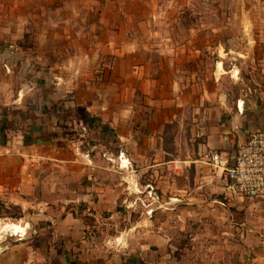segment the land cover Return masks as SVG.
<instances>
[{
    "label": "crops",
    "instance_id": "crops-1",
    "mask_svg": "<svg viewBox=\"0 0 264 264\" xmlns=\"http://www.w3.org/2000/svg\"><path fill=\"white\" fill-rule=\"evenodd\" d=\"M155 8L152 2L140 0H0V43L18 38L29 42L30 34L22 30L31 22L40 27L34 39L50 44L42 49L43 57L74 60L73 76L91 68L86 77H75L70 87L67 81L55 85L75 91L69 98L86 115L79 117V125L104 126L106 133L115 135L121 160L131 159L139 163L138 170L156 172L160 191L151 201L160 199L167 205L155 209L142 201L147 206L145 217H156L163 209L177 213L179 202H185L188 214L195 215L196 203L200 211L209 205L214 207L211 214H219L227 208L221 196L227 197L224 174L205 154L218 151L231 159L252 131L264 129V34L245 37L256 49L236 52L239 58L256 62L248 72L258 76L246 80L254 91L250 102L223 84L229 77L237 87L243 78L237 64L224 66L227 51L221 41L211 51V35L176 33L177 18L156 19ZM189 21L195 26L193 19ZM158 24L169 28L161 33ZM16 53L13 45H0V210L16 207L19 215L7 218L27 221L34 234L12 240L0 251V264H52L59 252L63 259L69 255L80 264L93 257V248L80 247L88 234L78 206L85 205L83 214L97 221L106 217L117 226V219L131 215L128 209L135 201L130 192L120 196L128 189H119L122 182L100 178L97 170L104 167L82 151L76 140L56 131L59 126L41 125L23 111L27 91L7 79L14 73L12 55ZM114 160L106 167L114 176L129 171L126 163ZM181 168L190 170L184 178ZM62 193L67 195L59 197ZM52 195L63 203L58 217L47 210ZM252 204L263 208L264 200ZM255 210L246 235L251 244H264L253 234L264 221V214ZM12 225L23 233L24 228L8 226ZM155 240L156 236L148 240L147 246H162ZM249 264H264V260L252 259Z\"/></svg>",
    "mask_w": 264,
    "mask_h": 264
},
{
    "label": "rangeland",
    "instance_id": "rangeland-1",
    "mask_svg": "<svg viewBox=\"0 0 264 264\" xmlns=\"http://www.w3.org/2000/svg\"><path fill=\"white\" fill-rule=\"evenodd\" d=\"M140 1L152 2L157 6L156 10H153L159 15L156 19L161 20L163 16L164 22L169 19L170 15L177 18L174 29L176 33L191 34L194 32L211 35L214 38L208 44L211 51L216 49L218 41H221L227 51L223 58L224 66L229 68L232 64H237L240 69L239 76L243 78V83L237 87L230 83L229 77H226L223 84L233 95H240L253 102L254 91L248 89L251 86L246 80L251 76H258L248 72L254 70L250 65L256 62L253 63L248 58H239L236 52L241 54L247 52L248 49H256L253 43L245 41V37L264 34V0ZM189 18L194 20L195 26H192ZM186 23L188 25H185ZM156 26L160 27L158 31L161 33H165L169 28L165 24ZM39 29V26L32 25L30 22V25L22 30L23 33L30 34L29 42L20 41L18 38L14 42L0 43L3 48L11 44L13 49L16 47L18 50V53L12 55L14 73L10 74V79L7 75V79L11 84L16 83L22 90L27 91L21 102V105L25 106L23 111L30 113V118L34 117L41 125L59 126L56 131L61 132L64 137L76 140L82 151L91 154L90 157L99 167H104L97 170L100 178L111 179L116 183L122 182L119 189L125 187L128 189L121 192L120 196L127 197V192H130V196L135 201L128 209L132 210L130 216L125 213L127 216L122 217L123 219H114L117 221V226L112 225V220L106 217L99 218L97 221L94 217L88 216V222L91 223L87 225L86 230L88 239L80 247L86 249L91 246L93 257L88 261L83 259V263L80 264H249L252 259L264 260V244H251L250 236L247 238L246 235L250 223L253 222L251 217L255 216L253 214L255 209L261 213L259 215L264 214V207L252 204L256 200L237 202L227 199L222 194L227 208L219 214H211L210 210L214 207L209 205H206L204 211H200L201 207L197 203L195 204V215L188 214L185 202H179L177 213L175 210L173 213H166L163 209L161 213H157L156 217L154 215L145 217L147 206L143 205L142 201H148L151 204L149 207L155 209H158L159 205L161 207L167 205L160 199L151 201V197L159 195L160 191L157 187L156 172L138 170L137 164L139 163L126 158L122 163L127 164L128 172L124 170L122 174L115 173L114 176V172L111 173L112 170L106 169L108 164L113 163V157L114 162L120 161L118 157L120 145L115 135L111 132L106 133L102 125H96L93 128H89V124L85 122L79 125V117L84 118L86 115L81 108L74 106L73 100L69 98L74 95L75 91H65L64 88H58L59 85H55L58 82L67 81L70 87L77 81L75 77L78 80L86 77L91 68L87 67L82 74L78 73L73 76L74 60L68 62V57L59 55L51 58L43 57L42 49L50 47V44L41 42L42 39L40 41L34 39V35L40 32ZM42 44L45 47L42 48ZM66 63L67 66H65ZM251 84L254 85L253 82ZM29 86L30 92H28ZM46 132L49 135L52 134V132ZM175 132V129L173 133L171 131L169 138ZM182 141L185 145V140ZM160 172V170L157 171V173ZM189 172L190 170L183 168L179 170L183 178ZM123 177L125 181L121 179ZM145 183L148 185L146 186ZM50 192L53 195L56 194V191ZM63 194L67 195L62 193L58 196L62 197ZM53 195L48 197L52 201L48 203L47 210L58 217L62 211L59 206L63 203L56 201L55 198L58 196ZM32 211L33 209L30 210ZM18 215L16 207L11 206L3 211L0 210V229L4 226L3 231L0 232V243L3 241L0 244V251H3L12 240L27 239L34 234L27 221L21 222L18 219L7 218L11 216L14 218ZM12 223L24 228L23 237L17 234L19 233L16 232L19 229L17 226H8ZM261 225L262 228L259 225L253 234L259 236L264 242V221ZM9 228L16 233L7 231ZM155 236L157 239L155 241H158L156 243H162V246L151 249L147 246L149 245L147 241L154 239ZM60 254V252L57 253L55 257L53 255L52 264H76L72 256L66 255L64 260Z\"/></svg>",
    "mask_w": 264,
    "mask_h": 264
},
{
    "label": "built area",
    "instance_id": "built-area-1",
    "mask_svg": "<svg viewBox=\"0 0 264 264\" xmlns=\"http://www.w3.org/2000/svg\"><path fill=\"white\" fill-rule=\"evenodd\" d=\"M215 169L224 174V193L233 201L264 200V129L252 131L235 155L212 151L205 154ZM120 159L119 165H122ZM20 237L24 233H17ZM8 247L5 246L4 250Z\"/></svg>",
    "mask_w": 264,
    "mask_h": 264
},
{
    "label": "trees",
    "instance_id": "trees-1",
    "mask_svg": "<svg viewBox=\"0 0 264 264\" xmlns=\"http://www.w3.org/2000/svg\"><path fill=\"white\" fill-rule=\"evenodd\" d=\"M78 209H79L78 215L82 218V220L84 221V224L85 225H90L91 223H89L88 219H87L89 215L82 213V211L85 209V205L84 204H80L78 206Z\"/></svg>",
    "mask_w": 264,
    "mask_h": 264
}]
</instances>
